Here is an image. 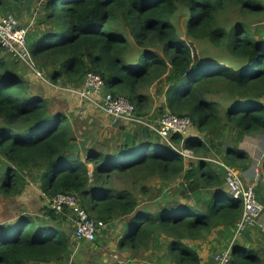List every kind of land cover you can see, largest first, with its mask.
I'll return each instance as SVG.
<instances>
[{
    "label": "trees",
    "instance_id": "trees-1",
    "mask_svg": "<svg viewBox=\"0 0 264 264\" xmlns=\"http://www.w3.org/2000/svg\"><path fill=\"white\" fill-rule=\"evenodd\" d=\"M10 4L0 0V14H11ZM180 8L187 11V37L175 22ZM229 13L244 19L230 22ZM263 14L260 0H45L38 21L44 30L28 34V43L36 65L50 70L55 83L80 87L88 72H97L105 90L126 96L141 118L169 111L189 116L203 136L228 126L249 134L264 132V28L249 19ZM202 39L224 50L229 63L202 55L195 44ZM8 56L0 46V154L7 160L0 192L17 195L26 175L40 176L48 200L75 194L93 217L108 225L121 219L119 249L145 252L166 236L173 264H202L203 242L236 226L243 212L242 201L223 187L225 168L204 160L213 159V145L203 136L173 134L174 145L199 157L186 164L188 157L147 128L150 133L140 129L115 148H85L84 159L69 115L51 112L46 98L33 96ZM155 87L160 90L152 96L146 92ZM157 97L164 102L156 104ZM247 159L238 148L224 155L230 167ZM181 176L184 200L165 195L149 205L147 181L159 177L168 186ZM122 177L140 186L144 198L118 188ZM44 210L0 219V264L66 262L75 244L63 230L70 214L48 204ZM232 253L238 264H264L258 249L237 243Z\"/></svg>",
    "mask_w": 264,
    "mask_h": 264
},
{
    "label": "rangeland",
    "instance_id": "rangeland-1",
    "mask_svg": "<svg viewBox=\"0 0 264 264\" xmlns=\"http://www.w3.org/2000/svg\"><path fill=\"white\" fill-rule=\"evenodd\" d=\"M260 2L264 4V0H260ZM225 19L230 22H234L244 18L237 14L229 13L225 16ZM249 19L251 20L253 28H264V14L259 17H252ZM175 22L180 36L187 37V11L180 8ZM195 44L197 45L199 52L205 57H213L221 60L225 59V62L230 60L224 50L215 48L208 40H195ZM8 57L12 62V67H14L13 71L16 69L21 70L22 73H20V71L18 73H20L24 78H26V75L29 72L32 73V70L26 64L16 61L10 56ZM45 70L47 72V78L45 81L39 82L37 80H29L33 85L34 90L30 91V93H32L35 97L42 96L46 98L49 101L48 103L51 112H63L69 115L72 132L76 134L78 141H80L83 145H86L89 141V145H98L105 140L109 143L111 142V144L115 146L116 136H114V132L109 130L111 129L110 125L106 126L104 123L106 121L101 114L100 108L77 93L72 92L71 88L75 87V85L65 84L63 82H53L47 69ZM159 90L160 88L157 89V87H155L147 90L146 92L152 96L154 92H159ZM158 99L159 98L157 97L156 104H162V102H164L162 97L159 100ZM156 104L154 106H156ZM160 114L162 113H157L155 110L154 114L145 119L154 121V119H156ZM136 126L137 128H135ZM135 127L133 128L138 130L137 132H134V135L137 134L140 129L142 132H148L147 127L142 124L135 125ZM193 135L203 136V133L199 132L197 128L190 126L185 136L190 137ZM110 147L115 148L113 146ZM198 158V156L192 154L191 157L186 158V164L195 163ZM207 158L209 157H204V160ZM6 162L7 160L0 154V185L5 178L3 170L6 168ZM24 182L25 184L23 186V190L17 195L7 196L0 192V219L10 218L20 211H24V213L26 212L27 214L35 216L43 215V213H45L44 206L47 204L48 199L42 191L40 176L34 180L32 176L26 175ZM182 182V176L173 182H168V186L163 185V182L159 177H154L147 181L146 184L151 186L150 194L152 196V199L149 200V205L164 202L163 199H165V195L167 198H170V200L179 198V193L183 185ZM116 185L118 188L122 187L133 189L142 199L144 198L140 193V186H136L131 180H127L125 177L118 178V180H116ZM195 198L197 199V197ZM180 199L184 200L185 198L180 197ZM190 201L193 202V200ZM145 205L146 203L144 202L140 204L142 207ZM123 229L122 220L118 219L109 224L94 242H80V245L77 248L76 245L73 244L69 253L66 255V259L69 261L68 264H173L168 255L167 249L169 239L166 236H161L159 240L153 242L147 251L134 253L128 249H119L118 242ZM63 230L71 235L74 233V226L71 220L64 223ZM213 234L214 233L211 235ZM207 244L210 245L212 249V255L219 251L216 247L212 248V240ZM210 263L211 262L205 264Z\"/></svg>",
    "mask_w": 264,
    "mask_h": 264
},
{
    "label": "built area",
    "instance_id": "built-area-1",
    "mask_svg": "<svg viewBox=\"0 0 264 264\" xmlns=\"http://www.w3.org/2000/svg\"><path fill=\"white\" fill-rule=\"evenodd\" d=\"M28 28L20 24L19 19L13 14L0 16V46L8 52L13 59L26 64L37 76L45 81V68L38 67L34 61L28 43ZM72 92L77 93L84 99L96 105L110 118L113 124L121 122L131 124H142L151 132L159 135L169 145L178 150L186 157H191L192 152L184 148H178L172 142L173 134H186L192 125L189 116H178L166 111L156 119L148 120L136 114L134 104L124 95L114 94L106 91L102 76L90 71L86 74L84 82L80 87H72ZM206 160L215 161L221 164L227 172L229 180L230 194L242 201L243 212L241 219L237 223L236 234L233 242L223 251L214 255V264H238L234 262L232 253L236 238L249 226H255L263 213L264 206L260 202L257 194V183L255 180L246 183L239 173L232 167L227 166L219 160L207 158ZM48 205L57 212L68 211L70 220L74 226L73 238L78 242H94L97 237L105 230L108 224L104 220L97 219L90 215L85 209L77 195L59 193L51 200Z\"/></svg>",
    "mask_w": 264,
    "mask_h": 264
},
{
    "label": "crops",
    "instance_id": "crops-1",
    "mask_svg": "<svg viewBox=\"0 0 264 264\" xmlns=\"http://www.w3.org/2000/svg\"><path fill=\"white\" fill-rule=\"evenodd\" d=\"M11 4L7 12L15 15L20 24L26 28H28L29 34L36 35L37 37L42 34L44 27L38 24L39 16L44 8L45 0H10ZM22 9V10H21ZM4 14V13H3ZM2 14H0L1 16ZM8 59V58H7ZM10 59V58H9ZM21 72V70H17L16 72ZM50 75V70H47ZM27 78V79H26ZM26 82L28 86H30V91L33 90V85L30 81H39L43 80L37 78L35 73L32 71L26 75ZM30 80V81H29ZM32 94V93H31ZM33 95V94H32ZM34 96V95H33ZM92 105V104H91ZM102 116L104 117V122L107 125H110V131L114 132V136H116L115 146L111 144V142L102 141L100 144L83 145L80 141H77L76 149L80 150L84 155V159L86 157L85 151L83 149H91V148H100L101 150H105V146H113L117 147L119 144L128 143L135 136L134 132L138 129L136 124L121 122V124H113L110 118L101 111ZM113 125V126H112ZM135 127V128H133ZM134 129V130H132ZM108 131V130H107ZM76 135V134H75ZM128 135V136H127ZM203 139L209 144L211 143L214 149L211 151L214 155L213 159L219 160L224 163V155L226 153V149L229 148H238L245 151L248 155L247 162L241 167H232L234 168L243 179L244 182L249 183L253 180L257 183V194L260 202L264 206V132L257 133H249V134H240L236 129H232L229 126L226 128H222L221 131L214 133L213 135H207L203 137ZM215 162V161H214ZM228 166V165H227ZM226 170V169H225ZM226 191L230 193L229 189V180L226 172L225 176V184L223 186ZM236 226L231 229H222L209 237V240L204 242L203 251H201L202 255V264L209 263L214 264V255L211 253V247L207 243L212 240V248L218 249L219 251L225 250L234 240L236 234ZM106 229V228H105ZM76 248L80 245V242L74 240ZM85 241H82V243ZM240 244L241 246H245L246 248L258 249L264 255V209L263 213L260 216L257 224L255 226L247 227L235 240V244ZM218 251V252H219ZM69 261L62 262L60 264H68Z\"/></svg>",
    "mask_w": 264,
    "mask_h": 264
},
{
    "label": "bare ground",
    "instance_id": "bare-ground-1",
    "mask_svg": "<svg viewBox=\"0 0 264 264\" xmlns=\"http://www.w3.org/2000/svg\"><path fill=\"white\" fill-rule=\"evenodd\" d=\"M22 10V9H21Z\"/></svg>",
    "mask_w": 264,
    "mask_h": 264
}]
</instances>
